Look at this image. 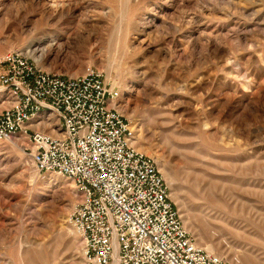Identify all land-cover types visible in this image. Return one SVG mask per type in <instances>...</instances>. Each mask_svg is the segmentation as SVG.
<instances>
[{"label":"rangeland","instance_id":"obj_1","mask_svg":"<svg viewBox=\"0 0 264 264\" xmlns=\"http://www.w3.org/2000/svg\"><path fill=\"white\" fill-rule=\"evenodd\" d=\"M12 51L100 69L198 245L264 264V0H0ZM27 146L0 142V264H85L76 186Z\"/></svg>","mask_w":264,"mask_h":264},{"label":"built area","instance_id":"obj_2","mask_svg":"<svg viewBox=\"0 0 264 264\" xmlns=\"http://www.w3.org/2000/svg\"><path fill=\"white\" fill-rule=\"evenodd\" d=\"M0 68V142L23 137L39 174L75 184L70 222L85 264H235L188 231L158 161L133 144L120 90L100 69L49 72L20 51Z\"/></svg>","mask_w":264,"mask_h":264},{"label":"bare ground","instance_id":"obj_3","mask_svg":"<svg viewBox=\"0 0 264 264\" xmlns=\"http://www.w3.org/2000/svg\"><path fill=\"white\" fill-rule=\"evenodd\" d=\"M17 141H19V139H17ZM133 144L135 145V147H137V141H135V139H134V142H133ZM140 149V148H139ZM143 150V149H142ZM75 229V231L77 232V230H76V228H74ZM206 243H203V242H201L200 243V245L202 246V247H204L205 249H207V246L205 245ZM209 248H210V246H209ZM47 257V256H46ZM38 259V258H37ZM40 259V258H39ZM48 260V259H47ZM41 261V260H40ZM49 261V260H48ZM39 262V261H38ZM44 262H47V261H44Z\"/></svg>","mask_w":264,"mask_h":264},{"label":"crops","instance_id":"obj_4","mask_svg":"<svg viewBox=\"0 0 264 264\" xmlns=\"http://www.w3.org/2000/svg\"><path fill=\"white\" fill-rule=\"evenodd\" d=\"M0 72H1V68H0Z\"/></svg>","mask_w":264,"mask_h":264}]
</instances>
